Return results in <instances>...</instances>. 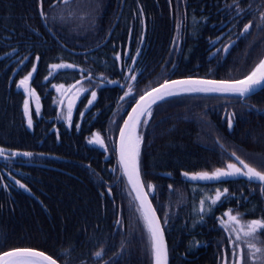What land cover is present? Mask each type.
I'll return each instance as SVG.
<instances>
[{"label": "trees", "instance_id": "trees-1", "mask_svg": "<svg viewBox=\"0 0 264 264\" xmlns=\"http://www.w3.org/2000/svg\"><path fill=\"white\" fill-rule=\"evenodd\" d=\"M11 1L0 0V5H8L7 9L0 8V20H8L2 22H7L10 27L8 30L0 29V71L15 73L9 79L12 84L20 82L29 73L33 83L39 80L46 82V87L38 91L45 96L46 106H42L33 128L37 132L38 124H44L41 127L45 131H41L43 137L58 144L67 137L74 140L79 138L83 146L100 159L104 154L90 144V139L98 134L102 140H106V150L110 157L114 138L130 106L148 90L165 81L189 77L217 81L243 79L264 57V20L261 19L264 15L263 0H123L124 10L121 14L118 12L121 10L122 0H69L68 3L58 0L51 7L48 6L49 0H41L44 13L42 17L52 32L51 36L41 23L37 0H27L34 8H21V14L18 11L20 8L13 6ZM134 4L137 8L128 13L126 9ZM165 6L172 7V10L169 13L160 12L159 7L166 8ZM148 7L153 9V18L146 11ZM4 14L11 17L5 19ZM19 15L24 17L20 18ZM246 25L251 27L245 33ZM111 29V37L102 47L104 52L109 50V61L99 62V69L110 77V83L123 86L121 90L98 87L99 82L91 72L94 62L85 55L74 56L70 53V50L78 49L80 44L83 45L80 46L82 49L101 44ZM84 39L87 45H84ZM233 41H236L235 44L223 57V49ZM117 56L120 58L117 59ZM152 61L156 62L154 66L150 64ZM60 64L71 67L52 68V65ZM86 76L90 79L76 87L83 91L73 104L71 122L67 119L66 105L56 118L57 106L64 90ZM132 76L136 79L131 83ZM9 80L1 79L0 89L7 88ZM53 85H64V88L58 92ZM128 85L132 86V94L125 96L129 91ZM93 91L96 98L89 105ZM17 93L19 96L9 109L24 124V92ZM151 113L150 118L142 120L138 129V135L142 138L139 170L145 190L150 196L149 200L163 222L169 264H223L225 259L227 264H235L232 252L238 250L237 245L239 249H243L245 264H253L249 259L247 244L243 239L235 240L236 233L232 231V227L238 225L226 228L224 224L228 223L225 213L229 212L239 216L241 222L264 219V202L260 198L259 187L248 185L244 181H231L218 185H200L199 189H195L184 179L193 173H212L218 168H225L228 163H232L230 154L233 153L249 166L264 172V89L246 98L203 93L181 94L153 105ZM102 119L107 120L104 129L96 126ZM228 119L233 127L231 133L227 130ZM144 120H147L146 124L143 123ZM165 122H169L170 127L165 126ZM24 140H17L16 145L10 144L9 153L3 154L12 155L16 151L28 155L15 159L0 158V188L13 193V198L8 200L11 209L28 203L35 204L32 195L34 188L49 176H57L61 185L56 194L62 201L55 202V206L49 207V211H42L40 221L69 217L74 205L80 202L77 195L84 193L79 187L91 182L102 200L109 198V215L116 218L107 229V232H114V237L109 240L108 234L96 245L99 246L97 252L102 251V256L96 257L92 247L86 246V240L83 246L74 245L77 238L74 239V234L67 233L66 237L72 241L73 246L65 254L62 252L58 259L54 258L55 260L60 264H155L148 234L137 211L138 204L120 175L119 168L112 175L111 165H92L93 158L86 151L87 155L79 159L66 154L63 148L57 146L61 155L42 161L46 165H13L31 160V141ZM88 162L90 164L85 165ZM107 181L109 185L104 184ZM163 182H168L173 187L182 183L171 191L164 189L165 197L160 198L158 193ZM21 184L24 185L23 188L20 187ZM54 184L58 187L57 183ZM147 185H152V189L149 190ZM43 187L40 198L46 196ZM61 187L68 194L62 195ZM224 189H227V193L221 196L217 204L211 205V198L215 197L217 191L223 192ZM192 190L204 195L194 202L192 210L190 207L183 208L188 216L180 229L172 215H165L168 209L164 203L182 201ZM253 195L261 200L257 209L249 205ZM262 196L264 198V190ZM19 199L24 201L18 202ZM201 200L205 201L204 212L200 211ZM81 204L85 206L84 202ZM3 216L4 214H0L1 225ZM91 216L100 215L98 211L92 210L86 216L89 223H92ZM173 225H177V228H172ZM198 225L203 227V231L196 230ZM26 234L30 238L24 240L20 249L43 250L52 257L53 249L61 246L60 236H53L52 233H44V238L38 237L35 232ZM260 239L264 240V235ZM100 244L116 245L117 250L112 257L118 256L110 261V253L105 254L106 249L100 247ZM9 250H12L11 245L2 246L0 243V254ZM67 254L70 258L64 256ZM184 256L192 260L186 261Z\"/></svg>", "mask_w": 264, "mask_h": 264}, {"label": "bare ground", "instance_id": "bare-ground-1", "mask_svg": "<svg viewBox=\"0 0 264 264\" xmlns=\"http://www.w3.org/2000/svg\"><path fill=\"white\" fill-rule=\"evenodd\" d=\"M10 1V0H9ZM134 1H138V0H134ZM58 0H49V4L48 6L51 7L52 5L57 4ZM13 6H18L20 9L19 14H21L23 11L21 10V8L24 7H28V8H34L33 5L30 3H27V0L25 2H18L15 0L11 1ZM33 3V2H32ZM38 5L36 7H38V14L39 17L41 15H43V3L41 0H37ZM36 3V4H37ZM121 3V10L118 12L121 14V12L124 10L123 9V4L124 1L122 0ZM166 8L168 6H165ZM0 8L3 9H7L8 5L4 4V5H0ZM137 8V5H131L128 10L126 9V11L129 12H133L135 9ZM163 8V7H159V11L163 13V11L169 13L172 10V7H168L167 9ZM152 8L148 7L146 9V11L149 12V16H152V18L154 17V14L152 12ZM41 14V15H40ZM119 14V15H120ZM163 15V14H161ZM197 14H194V16ZM44 16V15H43ZM11 16L4 14V18L8 19ZM19 17H24V15H19ZM41 18V17H40ZM2 21H8V20H2ZM0 20V29L1 30H8L10 27H8V23L7 22H2ZM118 20H116L117 22ZM41 23L43 25V27L45 28V31L47 32L48 35H52L51 30L47 27L46 22L44 20V18L41 20ZM112 34V29L111 31H108V33L106 34V40H104L101 44H95L94 46H88L87 49H82L83 46L80 44V46H78V49L75 50H70V53L73 54L74 56H79V55H85V57H87L90 61L94 62L92 63L91 66V72L93 74V76L95 77L96 81L103 83L105 81L108 82V80H110V77L107 76L106 74H104L102 71H100V63L102 61H109V59L107 58V56H109V50H106L105 52L102 51V47L104 45H106L111 37ZM84 45H87L88 43L86 42V39H84ZM59 45H61L60 42H58ZM64 47V46H63ZM69 51V50H68ZM108 59V60H107ZM97 62V63H95ZM156 62L152 61V66L155 65ZM1 73H4L2 76H0V81L1 79H5L9 80L11 78V76H13L15 73H12L8 71V73L6 74L5 71H0V75ZM83 73V71H82ZM89 80L90 77L86 76L81 78L80 80ZM110 83V82H109ZM2 83L0 82V85ZM16 84V85H15ZM18 84H20V82H13L9 80V85L7 88L2 87L0 89V151H3V153H9L10 151V144H14L16 145V142L18 140V142H20V140L25 139L27 142H30V149H29V153L32 155L31 158L33 160H40V161H49V159L51 158H55L57 157L56 155L60 154V152H58L57 147L63 148L66 152V154H71L74 155L75 158H81L83 159L87 153L88 155L92 156V165H103L102 160L100 159V157H98L95 154H92V152L86 148V146H83V142L82 140H80L79 138L71 139V137H67L64 138L63 141H61L60 144H58V142L56 141H52V140H47L46 138L43 137V133L41 131H44L41 129V127L44 126V124H38V128L39 131L38 134L36 132V130L33 128V124L32 127H29L28 121L29 118H31L32 123L36 122V118L37 115L41 112V110L43 109V107L46 106V99L45 96L38 92L41 89H44L46 87V82L44 81H34L33 83V79L29 80L28 83V88L29 90L34 93V95H30L29 92H26L24 90V88L22 87H18ZM118 86L112 87V88H117ZM120 88V87H119ZM15 89V90H14ZM67 89V88H66ZM107 89H109V87H107ZM121 89V88H120ZM17 91H22L24 92V97H25V101L28 99L29 101V115L27 116L26 112L24 111V107H25V102H24V106H23V111L25 114V120H24V124H22L21 119L18 115H16L11 109H9V107L14 104V101H16V97L19 96V94L17 93ZM48 91V90H47ZM183 93H188V92H181L179 95L183 94ZM192 93V92H189ZM177 96V95H175ZM108 97V96H106ZM33 103V104H32ZM38 110V111H37ZM1 112H3V114H1ZM97 118V117H96ZM95 119V118H94ZM107 124V120H100L98 123H96V126H100V129H104L105 126ZM165 126H169L171 125L169 122H165L164 123ZM212 128H215L213 125H210ZM170 127V126H169ZM110 128H114L111 127ZM109 128V129H110ZM233 127L231 126V128H229L228 125V132L231 133L232 132ZM37 134V135H36ZM179 134V133H177ZM36 138V140L33 142V140ZM44 138V139H43ZM117 138H114L115 140L113 141L114 144H112L111 149L112 151L114 149H116V158L118 159L117 156V142L115 143ZM32 139V140H31ZM24 140V141H25ZM30 140V141H29ZM22 142V141H21ZM18 145V144H17ZM188 147V146H187ZM56 151H55V150ZM87 153H86V152ZM19 152L13 151L11 154H17ZM8 154H3L2 156H0L1 159H5L4 157H7ZM61 155V154H60ZM236 158V156H233V154H230V158L232 159ZM15 158H18L15 157ZM116 159V160H117ZM233 160V159H232ZM71 160H70V164H71ZM90 163L88 162L85 165H89ZM117 164L120 165L119 161L117 160ZM156 167H160V165H156ZM84 171H87L86 169H82ZM198 173H202V172H197ZM195 173L191 174L194 175ZM190 176V175H189ZM185 181H187V178L185 177L184 179ZM54 183L58 184V187H56V185ZM182 182H180L179 184L175 185L174 187H177L181 184ZM188 185L190 187L193 188H197L199 189L202 185L204 184H200V183H193L190 181H187ZM105 185H109V182H105ZM61 185L60 180L57 178V176H49L48 179L42 180L41 184H38V186H36L34 188V192H33V196L35 199V204L32 203H28V205H21L16 209H11L9 206H11V204L8 202V200L13 198V193L11 191L5 190L2 191L0 188V214H4L3 216V224L0 226H3L2 228L0 227V243L2 246H12V250H17L20 249V245L24 242V240L30 238L26 233L29 234L35 232V234L39 235L38 237L42 236L44 238V233H52L53 236H60V245L61 246H57L59 248H54L53 252H54V256L51 257V255L37 250V249H32V250H36L39 252L44 253L45 255L49 256L50 258L54 259L57 258L58 256L61 255V253L63 252V254H65V252H67L70 249V246H73L72 241H70L69 238H67L66 236L68 235L67 233H72L74 234V239L77 238V240H75V244L74 245H79L81 246L84 242V240L87 241L86 246L88 248L92 247V252L94 251L95 253L97 252L96 249H98L99 246H96L97 243H99L100 241H103V238L105 236H107L109 234V240L112 238L113 236V231H109L107 232V229H109V226L112 224V222H114L116 220V218L113 215H109V198L103 199L101 197H99L100 195L98 194V192H96V188L95 185L91 182V183H87L86 185H82L81 187H79V190H82L84 193H82L83 195H77V197H80V202H84L85 206H83L80 202H77L76 205H74V210H72V214L64 219H60V217L55 218V220L49 219L47 222H43L40 221L41 219V213L42 211L47 212L49 211V207H53L55 206V202H57L59 200V196L58 194H56L57 192H59V186ZM201 185V186H200ZM43 189L46 191V196H44L43 198H40V194H41V189ZM65 186V185H64ZM163 186V189H162ZM49 187V188H47ZM173 186H171L170 183L168 182H163L161 183V188H160V192L158 193L160 198H164V194L166 193L164 191L165 190H173L174 189ZM62 188V187H61ZM62 191V195L64 193H66V190H64V188L61 189ZM60 192V193H61ZM109 193V191H107ZM68 194V193H66ZM260 198L261 200L264 202V198L262 196V193L260 192ZM133 195V194H132ZM148 198L150 199L149 194ZM204 194H202L201 192H196V191H191L189 194L187 193L185 195L184 200L182 201H177V200H173V203L171 204L169 201H166L167 203L169 202V204H165L164 206L166 207V216L167 215H172L173 220H175L176 224H178L179 228L182 229L183 228V224L185 223V219L188 216V214L185 211V209H183L184 207H190V209L192 210V208L194 207V202L198 199L201 198ZM134 196V195H133ZM83 197V198H81ZM109 197V195H108ZM10 198V199H9ZM257 199V196L253 195V199H251L249 202L250 207L257 209L260 207V202L261 200ZM148 199V200H149ZM20 201H24V199H19L18 202ZM61 203V199L59 200ZM151 202V200H150ZM161 202V200H160ZM23 204H27V203H23ZM30 205V206H29ZM117 206H119V204H116ZM181 207V208H180ZM154 208V206H153ZM180 208V209H177ZM186 208V209H187ZM155 209V208H154ZM10 210V212L7 213V211ZM92 210H94V212L98 211L100 216H91L90 219L92 221V223L88 222V217L87 214H90V212H92ZM183 210V211H182ZM120 211V208H119ZM118 211V215H117V219H120V212ZM191 212V211H190ZM6 213L8 215H6ZM57 213V211L55 212ZM157 214V213H156ZM58 216V215H57ZM83 216V217H82ZM157 217L160 219L161 222V227L163 229V222L161 221V217L159 216V214H157ZM36 222V223H35ZM175 225L172 226V228H174ZM4 228V231H3ZM177 228V225L175 227V229ZM197 231L201 232L203 231V227L201 225H198L195 227ZM201 228V229H200ZM74 229V231H73ZM29 230V231H28ZM107 232V233H106ZM164 232V231H163ZM26 234V235H25ZM33 236V234H30ZM31 236V237H32ZM40 237V238H42ZM66 237V238H65ZM114 237V236H113ZM164 238H165V233H164ZM58 242V241H57ZM95 243V244H94ZM165 243H166V238H165ZM213 244V243H212ZM83 246V245H82ZM103 246L106 249V253L108 254L111 258H109V260H113L116 256L112 255L114 254V251L117 250L116 245H103L100 244V247ZM213 247L215 248L216 245H213ZM25 249H31V248H25ZM62 249V250H61ZM11 251V250H9ZM2 254V253H1ZM65 257L70 258V256L64 255ZM61 257V256H59ZM56 259V262L58 264H60ZM184 259L186 261L192 260L186 256H184Z\"/></svg>", "mask_w": 264, "mask_h": 264}, {"label": "snow or ice", "instance_id": "snow-or-ice-1", "mask_svg": "<svg viewBox=\"0 0 264 264\" xmlns=\"http://www.w3.org/2000/svg\"><path fill=\"white\" fill-rule=\"evenodd\" d=\"M68 3L69 0H64ZM264 20V15L261 17ZM251 25H246L244 32H248ZM230 47V46H229ZM227 48L223 51L227 52ZM120 57L117 56V59ZM71 67V65H52V68H64ZM35 71V68H33ZM31 78V73L23 80L20 81L18 87H23L30 95H34L29 88L28 83ZM130 79L135 80L136 77L132 76ZM53 87H57L53 85ZM75 88V85L71 86ZM129 91L125 93V96L132 94V86H127ZM257 87L264 88V59H262L257 66L243 79L235 81H217L211 79H199V80H176L165 81L159 87L146 92L140 96L139 101L136 102V106L132 109V113L129 114L128 120L124 122L123 128L120 129V165L123 170V175L127 177L128 184L131 185V190L136 193L135 200L138 201L137 211L140 213V218L143 222L144 228L148 234L151 251L154 255L155 264H168L167 246L164 240V232L161 227L160 219L156 215L155 209L152 207L151 202L148 200V195L144 191L145 185L141 180L139 171V155L140 144L142 138L137 134V129L141 124V117H151L152 105L157 101L164 100L166 97L179 95L181 92H197V93H229L237 95L239 97H247L255 92ZM64 88V85L57 87L59 92ZM71 91V88L69 89ZM78 92L83 89H78ZM92 99L89 100V105L96 98V93H91ZM74 100L69 99L68 102V121L71 122V114ZM25 111L28 112V101H25ZM38 111V110H37ZM143 123H147L144 120ZM29 127H31L32 121L29 118ZM229 128H231V121L228 122ZM90 143H99L103 146V141L97 134ZM3 155V151H0V156ZM28 155V153H25ZM235 156V153H233ZM236 160L239 162L238 167L236 163H228L225 169H216L212 173L202 172L194 174L190 177L192 180H219L221 178L244 176L249 181L257 180L264 184V172L258 171L255 168L249 166L243 159L236 156ZM187 176L188 174L185 173ZM24 187V185H20ZM148 189H152V185H147ZM227 193V189L223 192L217 191L214 198H211V205L217 204L220 201L221 196ZM200 211H205V201L201 200ZM209 206V210L211 208ZM228 217V223L224 224L227 228L229 225H238V227H232V231L236 233L235 240H244L249 250V259L253 261V264H264V240L260 239L264 235V219L252 220L250 222H241V218L237 215H232L230 212L225 213ZM119 223V221H118ZM165 223L167 221L165 220ZM234 250L232 256L235 258V264H245L243 249ZM101 252H96L95 256H102ZM0 264H56V260L50 258L42 252L30 249H17L4 252L0 254ZM227 264V259H225Z\"/></svg>", "mask_w": 264, "mask_h": 264}, {"label": "water", "instance_id": "water-1", "mask_svg": "<svg viewBox=\"0 0 264 264\" xmlns=\"http://www.w3.org/2000/svg\"><path fill=\"white\" fill-rule=\"evenodd\" d=\"M263 2H264V0H263ZM264 6V5H263ZM41 15V14H40ZM43 15H41L40 17H41V20L43 19V17H42ZM242 34L243 33H241L240 34V36H242ZM235 42L236 41H233V42H231L229 45H227L225 48H227L228 50H227V52H225V51H223V57H225L226 56V54L229 52V49L235 44ZM230 46V47H229ZM224 48V49H225ZM263 59H264V57H263ZM188 79H192V80H199V79H201V78H192V77H190V78H184V79H181V80H188ZM84 80H86V79H84ZM84 80H79V81H77V82H75V83H73L72 85H75V86H77V85H79L81 82H83ZM178 80H180V79H178ZM172 81H176V80H172ZM170 82V81H169ZM163 84V83H162ZM19 85V84H18ZM71 85V86H72ZM69 87V88H67V91L64 93V95L62 96V98L60 99V103H59V106H58V112L60 111V109H61V107H62V105H63V103H64V101H65V99H66V97L68 96V94L74 89V88H72V87ZM115 86H117V85H112V84H109V86L108 87H115ZM160 86V85H159ZM159 86H157V87H159ZM120 87V86H119ZM157 87H155V88H157ZM23 88V87H22ZM71 88V91H69V89ZM121 88V87H120ZM154 89V88H153ZM261 89H263V88H261V87H257L256 88V90H255V92L254 93H252L251 95H254V94H256V93H258L259 91H261ZM152 90V89H151ZM151 90H149V91H151ZM189 93V92H188ZM192 93H197V92H192ZM203 94H218V95H231V96H237V95H233V94H229V93H203ZM144 95V94H143ZM142 96V95H141ZM170 97V96H169ZM239 97V96H238ZM166 98H168V97H166ZM165 98V99H166ZM245 98V97H244ZM139 99L140 98H138L136 101H135V103L131 106V108H130V110H129V112L127 113V115H126V117H125V119H124V121H123V123H122V125H121V127H120V129L121 128H123V126H124V122L125 121H127L128 120V116H129V114H131L132 113V109L136 106V102L137 101H139ZM26 101H28V99L26 100ZM162 101V100H161ZM160 101H157V103H159ZM156 103V104H157ZM156 104H154V105H156ZM152 107H153V105H152ZM24 111H25V107H24ZM28 111H29V101H28ZM26 112V111H25ZM29 115V112H27V116ZM143 117H141V119H142ZM117 144H118V146H117V156H118V161H119V163H120V156H119V148H120V130H119V133H118V136H117ZM232 159H233V162L234 163H236L237 164V166L238 167H242L241 165H239V162L236 160V158H233L232 157ZM120 166V169H121V172H122V176L124 177V180L126 181V183H127V185H128V187H129V190L131 191V193L134 195V198H135V196H136V193L135 192H133L132 190H131V185H129L128 184V181H127V177H125L124 175H123V170H122V167H121V165H119ZM192 175H190V176H188V179H187V181H190V182H193V183H200V184H217V183H221V182H227V181H234V180H244V181H246V182H248V183H253V184H257V185H260L261 186V188H262V186L264 185V184H262L261 182H259V181H257V180H252V181H249L248 179H247V177H244V176H233V177H226V178H221V179H219V180H192V179H190V177H191ZM145 189V188H144ZM145 192H146V190H144ZM147 193V192H146ZM149 199V198H148ZM136 201V200H135ZM150 201V200H149ZM137 202V204L139 203L138 201H136ZM153 207V206H152ZM157 215V214H156ZM164 240H165V238H164ZM166 244V243H165ZM167 246V245H166ZM22 249V248H21ZM30 250H32V249H30ZM8 252V251H7ZM168 253V252H167ZM56 264H58L57 262H56ZM168 264H169V260H168Z\"/></svg>", "mask_w": 264, "mask_h": 264}, {"label": "flooded vegetation", "instance_id": "flooded-vegetation-1", "mask_svg": "<svg viewBox=\"0 0 264 264\" xmlns=\"http://www.w3.org/2000/svg\"><path fill=\"white\" fill-rule=\"evenodd\" d=\"M96 80V79H95ZM108 85H109V80H108V82L107 81H105V82H103V83H100L99 82V85H98V87H100V88H107L108 87ZM33 104V103H32ZM36 119H38V117L36 118ZM33 124V123H32ZM45 132V131H44ZM92 140V139H91ZM117 140V139H116ZM103 141V146H101L99 143H97V146H96V148H98V149H100L101 150V152H103V154H104V157L101 159L102 160V163H103V165H111L112 166V170H113V173H112V175H114V173H115V169H117V168H119V166H118V164H117V158H116V149H114L113 151H112V153H111V155H110V157H109V151H107L106 149L108 148L107 147V144H106V140H102ZM115 143H116V141H115ZM114 144V143H113ZM105 153H106V155H105ZM17 157V156H16ZM18 157H20V156H18ZM13 159H15V158H13ZM46 165V163H44V162H42V161H40V160H33L32 158H31V160L29 161L28 160V162L27 161H25V162H16L15 164H13V165ZM264 190V186H263V188H262V190H260V192L262 193V191ZM224 264H225V262H224Z\"/></svg>", "mask_w": 264, "mask_h": 264}, {"label": "rangeland", "instance_id": "rangeland-1", "mask_svg": "<svg viewBox=\"0 0 264 264\" xmlns=\"http://www.w3.org/2000/svg\"><path fill=\"white\" fill-rule=\"evenodd\" d=\"M81 92V91H80ZM78 91H75L71 96H70V98H68V99H73V98H75L77 95H78ZM69 102V101H68Z\"/></svg>", "mask_w": 264, "mask_h": 264}]
</instances>
